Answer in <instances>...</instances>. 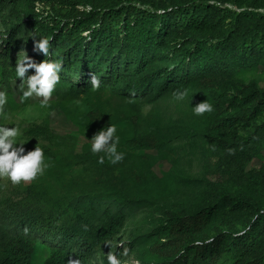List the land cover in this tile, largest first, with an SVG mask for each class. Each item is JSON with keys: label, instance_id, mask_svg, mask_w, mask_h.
Listing matches in <instances>:
<instances>
[{"label": "trees", "instance_id": "1", "mask_svg": "<svg viewBox=\"0 0 264 264\" xmlns=\"http://www.w3.org/2000/svg\"><path fill=\"white\" fill-rule=\"evenodd\" d=\"M7 6L1 87L12 92L19 37L29 32L24 52L37 63H62L54 94L84 101L77 118L89 133L25 130L51 143V167L20 199L0 201V264H36L44 244L40 264H107L108 253L129 264H264V85L240 77L264 69V0H0ZM42 37L50 40L49 56L34 51ZM177 90L214 106L194 124L216 177L192 181L193 198L173 202L155 172L169 158L166 144L158 128L140 129L135 108ZM108 93L124 106L94 101ZM117 116L132 125L119 136L125 158L101 164L104 154H93L90 140ZM138 209L158 214L145 236L152 238L118 242L127 211Z\"/></svg>", "mask_w": 264, "mask_h": 264}, {"label": "rangeland", "instance_id": "2", "mask_svg": "<svg viewBox=\"0 0 264 264\" xmlns=\"http://www.w3.org/2000/svg\"><path fill=\"white\" fill-rule=\"evenodd\" d=\"M10 7H0V34L3 27V19L9 13ZM29 32L21 35L19 40L21 48L15 54L20 59L26 48L30 47L28 42ZM240 77L246 82L258 80L264 85V69L251 70L242 73ZM20 81L12 83L11 93L8 95L6 111L9 114L8 120L0 119V124H8L9 127L19 124L24 133L22 140L26 142L25 149L30 151L36 146L43 147L44 152L50 150L51 143L43 139L29 138L25 130L35 125L49 126L55 135H72L83 139L89 131L77 118L78 114L85 110L86 106L82 100H69L57 94H53L48 107L40 106V98H29L27 103L23 102L22 93L16 88ZM0 91L4 88L0 85ZM188 95L183 101L176 100L171 92L155 102L144 101L135 110L139 114L140 129L147 126L156 127L160 130L162 139L168 149L169 158L161 161L156 167L157 176L166 182V187H161L163 196H170L173 202L187 201L198 191L194 180H215L213 164L214 159L207 153L204 140L196 130L193 111L196 106V96L187 91ZM193 97V98H192ZM94 101L104 107H122L124 101L110 93L94 96ZM117 126L118 136L130 134L132 125L127 119L119 118L114 120ZM259 165L255 161L252 166ZM162 182V183H164ZM30 182H21L13 185L7 179H0V201H15L25 194L26 187ZM128 217L124 228L117 237L118 242L128 241L139 237L141 240H150L152 236L145 238L152 228L150 219L158 214L154 209L128 210ZM47 256L45 244L40 248L38 261L40 264ZM129 264V263H122Z\"/></svg>", "mask_w": 264, "mask_h": 264}, {"label": "clouds", "instance_id": "3", "mask_svg": "<svg viewBox=\"0 0 264 264\" xmlns=\"http://www.w3.org/2000/svg\"><path fill=\"white\" fill-rule=\"evenodd\" d=\"M49 41L46 37L34 41V51L43 54L44 57L49 56L51 47ZM62 66L61 62L52 60H43L37 63L24 52L23 58L19 59L15 67L16 80H20L16 90L22 93L24 101L33 97L40 98V106L48 107L56 86L61 81ZM29 69H34L33 75H27ZM90 84L95 91H99L101 88V80L95 74H92ZM173 95L176 100L183 101L188 92L177 90ZM7 104L8 93L0 91V119L5 121L9 119V114L6 111ZM192 108L197 116L214 111L213 104L207 100ZM116 133L117 126L112 124L97 131L90 140L91 152L104 154L99 155V163L103 164L105 158L113 165L124 160L125 153L118 151L120 138ZM23 135L19 124L14 125V127H9L6 123L0 124V179H7L13 185L34 181L38 176H42L47 168L51 167V164L46 162L43 147L36 146L30 151L25 149L26 142L22 140ZM106 257L107 264H122L121 259L116 254L108 253ZM68 264H81V261L72 259L68 261ZM135 264H140V261L137 260Z\"/></svg>", "mask_w": 264, "mask_h": 264}]
</instances>
